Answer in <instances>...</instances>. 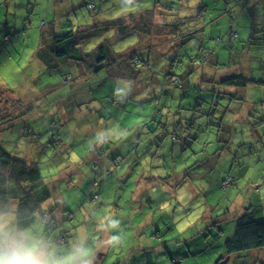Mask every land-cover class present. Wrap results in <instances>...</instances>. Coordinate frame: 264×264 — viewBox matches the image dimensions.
<instances>
[{
  "label": "rangeland",
  "instance_id": "rangeland-1",
  "mask_svg": "<svg viewBox=\"0 0 264 264\" xmlns=\"http://www.w3.org/2000/svg\"><path fill=\"white\" fill-rule=\"evenodd\" d=\"M141 1L0 0V100L32 109H22L26 114L0 140L13 156L38 163L46 180L69 171L59 180L63 203L44 205L53 210L49 219L17 233L3 224L14 221L8 215L0 227L37 241L58 264H257L264 250L230 255L225 242L245 218L264 221V126L256 112L264 109V0H149L157 23L173 28L179 16L190 33L162 34L157 47L138 56L141 83L110 77L108 60L93 77L84 67L76 72L68 62L40 60L54 36L95 26L101 38L88 44L92 53L108 44L118 59L117 52L145 48L138 34L118 39L110 23L124 13L137 16ZM231 30L238 39L231 40ZM170 37L180 47L195 44L179 62L202 48L213 55L206 64H187L182 75L171 67L180 48ZM97 60L91 57L94 70ZM239 69L254 82L237 88L236 106L223 118L224 92L210 78ZM171 76L191 89L176 90L164 81Z\"/></svg>",
  "mask_w": 264,
  "mask_h": 264
},
{
  "label": "trees",
  "instance_id": "trees-1",
  "mask_svg": "<svg viewBox=\"0 0 264 264\" xmlns=\"http://www.w3.org/2000/svg\"><path fill=\"white\" fill-rule=\"evenodd\" d=\"M148 1L149 0H146V6L144 5V7H149V11L146 10L144 14L139 12V6L142 2L141 1L134 5L138 8L137 16H134V14L124 13L125 17L122 16L121 19H116V21L110 22L115 25V34L117 35L118 39H125L132 34H138V38L141 37L142 43L144 41H147L149 43V45H147L145 48H130L128 50L130 52L127 55L117 52L115 54L118 56V59L115 57L112 59L113 53L109 49L108 44H101L98 47V52L96 53L95 51L92 53V50L87 49V46L93 38L100 37L98 35V28L97 26H95L87 31L82 30L76 32L70 30L64 35L54 36L52 38V41L50 42V48L47 49L46 52H44L45 54L43 56H40L41 62L45 65L46 63H50L48 65L57 66L58 60H61L62 62L65 61L70 65H75L77 67L76 72L79 67H84L85 74L87 76L91 75L93 77L94 73H96L95 76L99 75L98 72L102 69V66H100L101 61L108 60L111 61L109 65L114 64L110 67V77H114V79H124V81L126 82L141 83L142 78H145V69L143 70L137 66V64L140 63L138 56L145 55V52L149 51L148 48L150 46L157 47V45L159 44L158 37L163 38L162 34L169 35V33L172 31L170 36H172V34L178 36L183 35V31L180 32V27L176 24H172L175 25L172 28L170 23H166L164 21H160L159 23H157L156 7L150 9L151 5L150 3H148ZM154 3L158 4L157 1ZM181 20L182 21L178 22L179 25L188 24L185 19L182 18ZM129 22L134 23V25L128 24ZM156 26L158 27L156 28ZM167 26L171 27L170 31ZM230 34L231 40H236L238 38V34H235L233 30H231ZM181 37H184V35ZM161 40L163 41V39ZM171 40L175 41V43L178 42L180 50L181 48H183V51L185 47L188 46L190 49H193L192 46L195 45L191 43L186 45V42H183L184 47H180L178 39L175 40L171 37ZM188 41H191V38ZM154 42L155 45H152ZM177 54H174L175 57L170 60V62L172 63L171 67L178 69L182 68V74L187 68V64H190V67H197L198 64H206L209 58L213 55V52L207 49H203L200 54L198 53V55H196V57H189L188 61L184 60L182 62H179V55ZM91 57H96L98 59V66L95 67V70L92 69V65L90 62ZM233 63L239 66L238 61ZM215 67L217 71L221 70L219 64ZM164 81L172 82L170 84H172V86L176 90L181 89V87L184 86L188 87V89H191V83H182V77L180 76H171L169 77V79L166 78V80ZM210 81L212 87L219 86L220 90L224 92L223 102L224 104L227 103L228 107H225L223 109L225 110L221 115L223 118H228V114L229 111L231 112L232 105L236 106L234 100H238L237 88L244 89L247 87V85H250L254 82V80H252L250 77L246 78L240 69L237 72L231 74V76H226L219 79L210 78ZM201 82L196 83V85H202ZM165 85H167V83H165ZM201 89H203L202 91H206L204 90V88ZM229 89L231 90L228 91ZM182 91H184V89L180 90V92ZM231 93L232 95H230ZM1 100L0 135L5 130L11 128L13 122L26 114L23 112L20 115L22 109H24L25 111V107L19 106L21 105L20 100L12 98H5L3 101ZM11 110H13L14 112H12ZM26 111H32V109H28ZM256 112L262 115V118L257 122V124H259V126H264V109H262L261 112ZM252 113H255L254 108H252ZM235 118L236 116L233 115V119ZM252 126L253 124L251 125V127ZM227 131L228 132L225 138L226 145L229 144L230 128H228ZM173 139L174 141L179 140V138L177 139V137H173ZM58 142L59 141L53 142V145L58 146ZM96 152L98 153L99 157L107 158V152L105 149L101 150L96 147ZM115 161L116 160H114V162ZM66 173H69V171L65 170L60 174V177L57 180H46L40 170V167L38 166V163L29 162L28 160L13 156L5 149L4 144L0 140V217H3L5 215H14L18 221L19 227L24 230L32 227L39 220V217L44 220L49 219L50 215H53V210L49 211L48 209H45L44 205L47 202H52L57 208L60 204L63 203V199L58 187L61 185V183H63L64 179L61 182H59V180L63 178ZM230 179L233 178H229L227 181H229ZM227 181H225L224 184ZM224 184L223 188H227L224 187ZM98 185V182L94 184L95 187H97ZM97 197L98 196H96V198ZM52 223H54V219H52ZM225 248L227 250V253L230 255L264 250V221L260 222L245 218L244 222L235 227V231L232 237L226 240ZM260 260L261 257L257 256L256 263H261Z\"/></svg>",
  "mask_w": 264,
  "mask_h": 264
},
{
  "label": "clouds",
  "instance_id": "clouds-1",
  "mask_svg": "<svg viewBox=\"0 0 264 264\" xmlns=\"http://www.w3.org/2000/svg\"><path fill=\"white\" fill-rule=\"evenodd\" d=\"M0 264H58L45 248L27 236L17 237L0 227Z\"/></svg>",
  "mask_w": 264,
  "mask_h": 264
},
{
  "label": "crops",
  "instance_id": "crops-1",
  "mask_svg": "<svg viewBox=\"0 0 264 264\" xmlns=\"http://www.w3.org/2000/svg\"><path fill=\"white\" fill-rule=\"evenodd\" d=\"M143 2V1H142ZM141 2V3H142ZM143 3H146V0H144V2ZM141 5V4H140ZM143 6V5H142ZM146 6V5H145ZM139 8H140V10H139V12H141V13H145V11L146 10H148L149 9V7H141V6H139ZM150 9H152V8H150ZM149 11V10H148ZM158 13H156V15H157ZM184 19V18H183ZM181 19H180V17L179 16H177V21L179 22ZM177 25V24H176ZM173 26H175V25H173ZM177 26H179L180 27V32H182V34H189L190 33V31L188 30V28L187 27H181V25H179V23H178V25ZM184 36H186V35H184ZM171 38V37H170ZM238 38H239V36H238ZM237 38V39H238ZM163 42L161 41V44H162ZM182 47H184V45L182 46ZM202 49H204V48H202ZM178 53L179 54H177V55H179L178 57L180 58L181 57V55L183 54V48H181V50L179 49L178 50ZM185 59H183L182 61H184ZM181 61V62H182ZM236 62V61H235ZM184 94H185V91H182V92H180V96H179V98H180V100L182 101L184 98H183V96H184ZM175 95H176V93H175ZM235 101V100H234ZM224 150H225V148H224ZM233 169H232V172L231 173H233ZM242 174V170L241 169H238V171H237V173L235 174L236 176H239V175H241ZM141 182V181H140ZM5 216H8V215H5ZM5 216H3V217H5ZM12 216H14V215H12ZM14 218H15V216H14ZM3 224L4 225H12V226H14V228H15V231H17V233H22L23 231H25V230H27V229H29V228H27V229H21L20 227H19V224H18V221H17V219L15 218L14 219V221H9L8 219L7 220H5L4 222H3ZM221 255V254H220ZM258 256H260L261 257V259H263L264 258V251H262L261 253H259L258 254ZM223 258V257H222ZM222 258H219V259H222ZM262 260H260V262H261ZM221 262H224L223 260H221ZM220 262V263H221Z\"/></svg>",
  "mask_w": 264,
  "mask_h": 264
},
{
  "label": "built area",
  "instance_id": "built-area-1",
  "mask_svg": "<svg viewBox=\"0 0 264 264\" xmlns=\"http://www.w3.org/2000/svg\"><path fill=\"white\" fill-rule=\"evenodd\" d=\"M232 183H233V179H230L229 181H227V182L224 184V187H228V186H230Z\"/></svg>",
  "mask_w": 264,
  "mask_h": 264
}]
</instances>
